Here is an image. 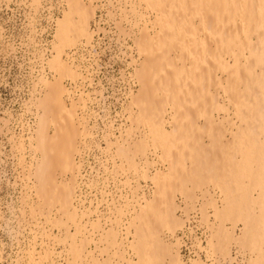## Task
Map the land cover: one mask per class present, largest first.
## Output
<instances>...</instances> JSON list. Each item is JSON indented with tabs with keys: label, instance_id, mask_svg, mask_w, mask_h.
Here are the masks:
<instances>
[{
	"label": "bare ground",
	"instance_id": "bare-ground-1",
	"mask_svg": "<svg viewBox=\"0 0 264 264\" xmlns=\"http://www.w3.org/2000/svg\"><path fill=\"white\" fill-rule=\"evenodd\" d=\"M137 1L155 18L146 21L135 39L142 59L134 74L139 90L131 95L127 107L130 125L125 136L139 132L141 138L138 136L137 140V136H132L136 141L126 143L128 145L123 143V135L122 142L107 138L106 148L108 152L116 148L118 157L127 152L143 154L141 166L152 174V194H149L150 185L146 184L140 192L142 197L137 195L134 201V217L129 222L134 231V242L130 241L129 247L136 251L137 264H156L160 250L176 264H182L180 251L175 253L173 244L167 247L159 237L171 223L170 228L183 226L174 213L176 193H183V197L188 195L189 201L190 194L197 193L203 185H208L218 196V200L214 194L211 196L217 206L215 209L212 202L216 210L213 221L222 227V232L217 231L220 228L217 226L214 233H223L227 238L231 235L236 242L224 224L232 222L235 226L243 222L246 230L243 235L247 237L242 235L239 242L243 243L239 244L247 243L250 250L258 253L255 260L251 258L254 262L250 259V264H264V0ZM59 2L56 0L55 16L57 11L61 12ZM65 2H68V11L57 24V53L48 63L56 76L52 80L41 79L40 97L33 102L37 119L35 132L29 138L35 159L28 169V180L33 188L29 196L30 211L32 217H36V212L42 215L46 212L47 221L58 227L66 225L64 220L76 224L78 216L82 222L86 218L96 226L98 221L91 219L96 211L76 207L82 202V195L80 198L77 195L82 165L75 157L82 155L81 145L90 135L88 121L78 110L86 107L90 96L81 93L78 101L73 100L69 106L65 98L72 92L64 82L66 78L86 80L64 48L75 46L82 37L89 39L87 44L91 42L93 32L89 26L95 10L94 0H64L62 3ZM48 13L46 7L44 21L47 24L43 29L45 35L51 36L53 22L45 20ZM76 14L81 15V19L75 20ZM223 112L230 113L234 120L228 116L219 120ZM149 156H152L151 162ZM147 176L149 174L143 177ZM203 192L205 197L207 191ZM197 197L193 201L199 200ZM54 211L60 217L54 218ZM76 227L78 232V225ZM126 228L129 231V226ZM170 228L168 231L176 232L175 228L173 232ZM108 234L116 235L112 229ZM231 239L227 240L231 242ZM212 244L211 241L209 246L214 247ZM225 246L222 244V252ZM71 248L75 258L79 249L75 243ZM228 252L231 253L227 251L225 256ZM45 253L39 263L49 257V251Z\"/></svg>",
	"mask_w": 264,
	"mask_h": 264
},
{
	"label": "rangeland",
	"instance_id": "rangeland-1",
	"mask_svg": "<svg viewBox=\"0 0 264 264\" xmlns=\"http://www.w3.org/2000/svg\"><path fill=\"white\" fill-rule=\"evenodd\" d=\"M63 1L59 2L61 12L55 16L56 0H0V264H137L139 260L136 251L129 247L130 241L134 240V231L129 222L131 223L134 217V201L137 195L142 197L140 192L146 184L150 185L149 194H152V174L141 166L143 154V157H140L141 154L138 156L127 152L126 155L120 154L118 157L116 148L112 153L106 151L108 139L121 142L123 139V143L128 145V142L134 144L135 139L141 138L139 132L133 133L135 136H125L130 125L127 107L131 95L137 94L139 90L134 74L142 59L138 54L135 39L140 35L146 21H153L155 18L152 13H146L145 6L140 5L137 0H94L95 10L89 26L93 32L91 42L87 44L86 40L89 39L82 37L75 46L64 48L72 60H75V65L79 66L83 77H86V80L65 79L66 87L72 92L65 98L66 103L70 106L73 100L78 101L81 93L90 96L86 107L78 110V114L86 117L88 121L90 135L84 138L81 145L82 155L75 157L82 165L80 175L78 174L77 195L79 198L82 195L81 200L84 203V206L80 202L76 207L79 210L85 207L84 209L96 211L91 219L98 221V225H92L86 218L82 222L78 216L76 224L64 220L66 225L58 227L47 221L46 212L44 215L36 212V217H32L30 211L33 188L28 180V169L35 159L34 152L29 147V138L35 132L37 119L33 102L40 97L41 79L52 80L56 76L48 63L57 53L58 21L64 19L68 11V2L62 3ZM46 7L49 13L45 20L53 22L51 36L45 35L46 30L43 29ZM81 17L74 15L75 20ZM223 113L218 117L219 120L228 117L234 120L230 113ZM166 127L169 129L170 126ZM227 135L230 139L229 134ZM132 136L137 138L133 139ZM21 142L24 147L20 145ZM148 160L151 162L152 156H149ZM132 163L136 164L135 167ZM150 168L146 167L153 171ZM148 174L149 176L143 177ZM201 187L202 190L199 188L197 193L194 192V197L198 196L197 201H193L194 193L188 197L191 201H188L186 193V197L182 196L183 193H176L175 203L173 202L176 206L173 207L177 210L178 206L180 208L174 213L183 226L179 224L180 228L177 226L176 229L177 227L172 225L176 232L171 233L168 230L172 223L169 224L168 221L170 226L167 227L168 230L163 229L159 239L165 242L163 244L167 247L173 244L174 250H177L178 246L179 250L174 252L180 251L178 253L182 264H194L193 260L196 261L195 264H250L258 253L251 249L254 251L252 252L247 243L246 247L239 244L242 242H239V238L246 233L244 223L238 222L235 226L232 222L224 224L225 229L228 228L229 232L231 230L230 234L237 243L232 241L231 235L227 238L222 236L223 233L215 234L218 223L214 222L213 216L216 211L213 208L214 196L211 200L215 192L208 185ZM203 191H207L205 197ZM217 197L215 195L218 200ZM222 197L224 199L223 195ZM219 203L222 208V202ZM214 206L216 209L217 206ZM54 212V218L60 217L58 212ZM207 222H214L215 225L211 223L209 226ZM211 225L214 226L213 229L208 228L212 227ZM128 226L129 231H126ZM174 228H170L172 232ZM110 229L114 230L115 236L108 234ZM220 229L222 230V227L217 231H221ZM128 232L131 233L129 236ZM244 235L243 237H247ZM211 237L221 239L209 240ZM226 238L231 239V242ZM222 239L227 240L226 243L222 242ZM217 240L222 243L216 242ZM176 241L181 243V246ZM211 241L216 249L209 246ZM73 243L79 249V255L75 258L71 248ZM222 244L228 245L224 247L223 252ZM46 251H49V257L39 263L40 259L45 257ZM227 251L231 253L228 252L226 257ZM164 253L159 251L160 256L157 254L156 264L175 262L170 259L171 256Z\"/></svg>",
	"mask_w": 264,
	"mask_h": 264
},
{
	"label": "built area",
	"instance_id": "built-area-1",
	"mask_svg": "<svg viewBox=\"0 0 264 264\" xmlns=\"http://www.w3.org/2000/svg\"><path fill=\"white\" fill-rule=\"evenodd\" d=\"M57 13H59L58 11H57ZM43 23L44 24H47V22L46 21H43ZM95 195H98V194H95ZM99 196V195H98ZM107 199H108V197H107ZM109 200V199H108ZM101 210H103V209H101ZM104 211V210H103Z\"/></svg>",
	"mask_w": 264,
	"mask_h": 264
}]
</instances>
